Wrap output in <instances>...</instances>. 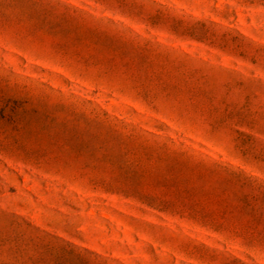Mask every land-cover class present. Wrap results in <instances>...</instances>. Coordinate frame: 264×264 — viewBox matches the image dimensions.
Returning a JSON list of instances; mask_svg holds the SVG:
<instances>
[{
	"label": "rangeland",
	"instance_id": "rangeland-1",
	"mask_svg": "<svg viewBox=\"0 0 264 264\" xmlns=\"http://www.w3.org/2000/svg\"><path fill=\"white\" fill-rule=\"evenodd\" d=\"M0 264H264V0H0Z\"/></svg>",
	"mask_w": 264,
	"mask_h": 264
}]
</instances>
